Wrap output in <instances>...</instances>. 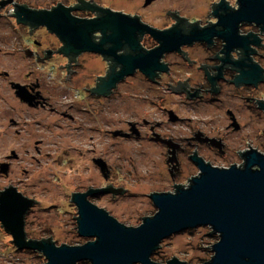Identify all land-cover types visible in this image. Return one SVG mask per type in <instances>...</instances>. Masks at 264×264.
Wrapping results in <instances>:
<instances>
[{
	"label": "flooded vegetation",
	"instance_id": "flooded-vegetation-1",
	"mask_svg": "<svg viewBox=\"0 0 264 264\" xmlns=\"http://www.w3.org/2000/svg\"><path fill=\"white\" fill-rule=\"evenodd\" d=\"M159 1L163 0H145L143 7ZM211 5L208 15L184 7L182 12L168 11L164 22L155 24L141 14L115 8L108 0H0V64L5 67L0 70V121L19 114L10 120L19 126L16 133L20 142L24 129L20 115L36 110L59 116L62 124L58 126L65 127V131L83 130L90 141L85 144L103 145L104 137L143 141L153 154L150 163L164 160L168 169L170 188L153 193H175L178 188L189 187L201 173L196 162L199 158L214 167L244 166L247 152H261L253 142L258 132L253 134V127L248 131V121L261 125L264 115V31L255 23L240 22L239 34L256 35L259 43L230 48L216 25L224 13L221 6L231 11L239 9L240 3L215 0ZM59 6L76 19H100L105 15L103 10H112L139 17L158 31L179 26L176 41L183 43L179 49L163 52L160 69L153 77L137 68L114 80L122 70L115 59L132 54L127 44L113 45L107 42L105 32L97 31L94 41L106 42L99 48L96 45L95 49L81 50L66 45L47 26L23 23L16 16L21 8L52 12ZM138 39L145 53L161 46L148 31L139 34ZM251 69L249 78L246 73ZM110 80L115 81L114 85L104 86ZM138 88L143 91H136ZM206 104L221 109L223 116L218 122L208 115L202 117V105ZM185 109L197 112V126L191 125V117L184 116ZM221 159L229 164L219 163ZM93 160L105 162L106 173L111 176L109 162L102 154L94 155ZM6 163L10 169L12 161Z\"/></svg>",
	"mask_w": 264,
	"mask_h": 264
},
{
	"label": "water",
	"instance_id": "water-1",
	"mask_svg": "<svg viewBox=\"0 0 264 264\" xmlns=\"http://www.w3.org/2000/svg\"><path fill=\"white\" fill-rule=\"evenodd\" d=\"M238 1L240 7L237 10L220 7L224 13L216 26L221 28V36L228 47L248 48L259 42L256 35L241 36L239 23H255L264 31V0ZM21 9L16 13L20 22L47 26L66 45H75L81 50L95 49L96 45L99 48L106 42V39L98 44L94 41L93 34L97 31L105 32L109 38L107 42L113 45L127 44L132 54L115 59L122 65V70L114 80L137 68L153 77L155 70L160 69L163 52L168 48L179 49L183 43L176 41L181 32L179 26L158 31L142 23L139 17L112 10H103L105 15L100 19L88 20L72 17L62 6L52 12ZM147 31L158 38L161 46L145 53L138 36ZM246 74L252 78V69ZM114 80L104 86H113ZM245 158L244 166L232 165L230 168L214 167L199 158L196 162L201 173L189 187L178 188L175 193H151L157 212L142 217L139 226L121 223L91 200L101 190L116 194L127 189L90 187L92 190L75 193L70 200L78 207L79 216H74L78 218V232L85 238H92L84 244L58 245L52 236L41 240L28 238L25 217L37 201L11 184L0 191V223L13 235L12 241L19 249L38 251L45 256V264H79L82 261H89V264H189L175 256L167 263L157 262L152 257L165 239L206 226L212 229L210 232L218 234L219 240L209 245L214 254L203 264H264V153L251 150ZM97 163L106 174L107 164ZM8 168V163L2 164L1 172L8 173Z\"/></svg>",
	"mask_w": 264,
	"mask_h": 264
},
{
	"label": "rangeland",
	"instance_id": "rangeland-1",
	"mask_svg": "<svg viewBox=\"0 0 264 264\" xmlns=\"http://www.w3.org/2000/svg\"><path fill=\"white\" fill-rule=\"evenodd\" d=\"M213 1L215 0H163L144 8L145 0H108L115 8L141 14L144 20L155 24L164 22L163 19L167 18L166 13L169 10L181 11L184 7L192 13L203 11L208 15L212 11ZM11 11L13 12V9ZM262 62L264 64V60ZM3 68L5 67L0 64V70ZM1 89L2 86L0 91ZM125 90L131 91L129 87ZM136 91L143 90L138 88ZM202 107L204 111L201 115L204 118L208 115L218 122L223 116L218 107H210L207 104ZM193 110L185 109L183 113L184 116L192 118L191 125L197 126V112H201L202 108L197 109V112ZM11 116L17 118L19 114L8 115L5 120L0 121V190L11 184L26 196L40 201L25 217L28 238L41 240L52 236L58 245H78L91 240L92 238L79 234L78 218L74 217L79 216L78 207L70 200L73 192H87L90 187L96 189L112 184L115 188L127 189L116 194L101 190L93 195L91 200L128 226H139L143 222L142 217L153 216L157 212L150 195L157 189H169L170 180L164 160L160 163L159 160L154 161L158 164L150 163L153 154L145 142L104 137L103 145L85 144L90 141L85 138L86 133L83 130L75 131L69 128L65 131V127L58 126L62 124L59 116L43 110L33 111L32 114L26 111L21 113L24 129L20 142L16 133L19 126L12 123ZM248 123V131L253 127V134L258 132L253 142L264 153V115L261 125L254 124L251 119ZM186 128L189 131V127ZM39 141L42 142L37 148ZM100 154L108 160L112 170L111 176L104 174L102 167L94 162L93 156ZM8 160L12 161L11 168L8 173L1 172V165ZM184 162L190 165V161L184 159ZM218 162L229 164L222 159ZM194 172L197 170L194 169ZM210 231L212 229L206 226L174 234L162 241L161 247L152 258L166 263L175 256L189 264H203L214 254L209 245L219 240L218 234ZM208 232L210 233L207 234ZM12 240L13 235L0 223V264L47 262L45 256L38 251L19 249ZM88 263L89 261L79 262Z\"/></svg>",
	"mask_w": 264,
	"mask_h": 264
},
{
	"label": "trees",
	"instance_id": "trees-1",
	"mask_svg": "<svg viewBox=\"0 0 264 264\" xmlns=\"http://www.w3.org/2000/svg\"><path fill=\"white\" fill-rule=\"evenodd\" d=\"M190 230V229H189ZM44 239V238H43ZM47 239V238H46ZM154 260V259H153ZM157 262H159V261H157ZM168 261H166V263H167ZM160 263H165V262H160ZM89 264V263H88Z\"/></svg>",
	"mask_w": 264,
	"mask_h": 264
}]
</instances>
